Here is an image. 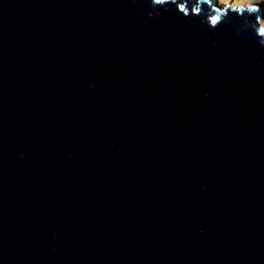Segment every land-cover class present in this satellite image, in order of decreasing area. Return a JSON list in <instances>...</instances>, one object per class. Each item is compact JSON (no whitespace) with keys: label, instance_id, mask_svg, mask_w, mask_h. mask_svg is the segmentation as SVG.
Instances as JSON below:
<instances>
[{"label":"water","instance_id":"obj_1","mask_svg":"<svg viewBox=\"0 0 264 264\" xmlns=\"http://www.w3.org/2000/svg\"><path fill=\"white\" fill-rule=\"evenodd\" d=\"M179 2L0 0V264H264V3Z\"/></svg>","mask_w":264,"mask_h":264},{"label":"snow or ice","instance_id":"obj_2","mask_svg":"<svg viewBox=\"0 0 264 264\" xmlns=\"http://www.w3.org/2000/svg\"><path fill=\"white\" fill-rule=\"evenodd\" d=\"M155 4H163V3H172L176 6L178 13L183 14L184 18H199L202 14V8L201 7H192L189 4L179 2V0H153ZM221 4L227 5L229 8H231L234 12L238 13L240 16H243L244 11L248 10L252 13L261 14L262 9L257 6L256 3H249V0H219ZM201 5L207 4L211 5L213 3V0H200ZM246 3H249L248 7H244L241 5H244ZM261 3H264V0H261ZM233 5H237L233 7ZM215 11L219 12L220 9L216 8ZM259 20V23L264 22V15H259L258 17H253V19ZM211 23L214 26V29L219 31L220 28L223 27V24L220 23V17L213 16L210 17ZM220 24V28H216V26ZM259 34L261 36H264V28L259 29Z\"/></svg>","mask_w":264,"mask_h":264},{"label":"rangeland","instance_id":"obj_3","mask_svg":"<svg viewBox=\"0 0 264 264\" xmlns=\"http://www.w3.org/2000/svg\"><path fill=\"white\" fill-rule=\"evenodd\" d=\"M256 1H261V0H256ZM214 3L216 5V7H219V8H222V9H225V5L224 4H221L219 2V0H214Z\"/></svg>","mask_w":264,"mask_h":264},{"label":"clouds","instance_id":"obj_4","mask_svg":"<svg viewBox=\"0 0 264 264\" xmlns=\"http://www.w3.org/2000/svg\"><path fill=\"white\" fill-rule=\"evenodd\" d=\"M255 2H256V0H249V3H255ZM249 3H246V4L241 5V6L248 7ZM235 6H237V5H233V7H235ZM262 24H264V22H262Z\"/></svg>","mask_w":264,"mask_h":264}]
</instances>
